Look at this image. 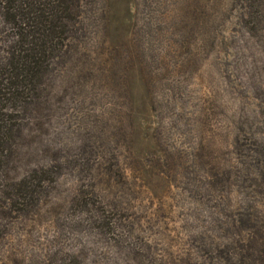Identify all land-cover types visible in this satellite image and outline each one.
<instances>
[{"label": "rangeland", "instance_id": "374dc122", "mask_svg": "<svg viewBox=\"0 0 264 264\" xmlns=\"http://www.w3.org/2000/svg\"><path fill=\"white\" fill-rule=\"evenodd\" d=\"M82 6L0 85V264H264V0Z\"/></svg>", "mask_w": 264, "mask_h": 264}, {"label": "trees", "instance_id": "16d2710c", "mask_svg": "<svg viewBox=\"0 0 264 264\" xmlns=\"http://www.w3.org/2000/svg\"><path fill=\"white\" fill-rule=\"evenodd\" d=\"M87 0H0V18L10 31L5 64L0 66V85L8 93H22L32 80H42L60 51L77 32L82 5Z\"/></svg>", "mask_w": 264, "mask_h": 264}]
</instances>
